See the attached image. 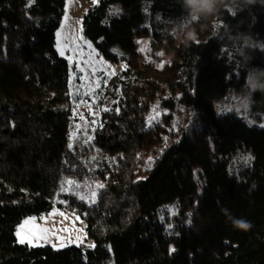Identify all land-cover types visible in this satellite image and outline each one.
<instances>
[{
  "label": "trees",
  "instance_id": "16d2710c",
  "mask_svg": "<svg viewBox=\"0 0 264 264\" xmlns=\"http://www.w3.org/2000/svg\"><path fill=\"white\" fill-rule=\"evenodd\" d=\"M66 3L0 0V264H264V128L213 115L251 68L264 84V49L244 44L264 42V0H219L195 21L183 0H99L84 34L112 60L129 51L133 80L79 146L55 47ZM150 26L160 65L137 51ZM253 99L264 111V90ZM156 103L167 121L149 120ZM55 204L86 220L94 248L18 242L17 224Z\"/></svg>",
  "mask_w": 264,
  "mask_h": 264
},
{
  "label": "rangeland",
  "instance_id": "374dc122",
  "mask_svg": "<svg viewBox=\"0 0 264 264\" xmlns=\"http://www.w3.org/2000/svg\"><path fill=\"white\" fill-rule=\"evenodd\" d=\"M98 3L99 0H67L56 31V50L69 65V88L75 117L72 138L73 145L76 143L78 146L86 138L93 137L95 129L101 125L103 114L116 106L122 95L124 81L133 80L130 63L132 55L129 51L118 45L113 46L111 51L118 59L112 60L84 34V16ZM110 11L116 15L124 13L122 3L111 4ZM154 38V28L150 26L149 33L138 39L137 51L142 60H151L160 65L168 57L159 50L160 45H153ZM251 42H246V38L244 40L247 46L264 49L260 46L264 45L261 39L251 38ZM253 84H257L256 67L249 70L244 89L238 90L232 85L231 90L214 101L213 115L219 117L224 113L234 112L248 123L264 128V111L253 107L254 89L250 87ZM167 116V108L156 103L149 120L165 122ZM186 125L187 123L183 124ZM249 155L245 151L237 157L232 168L248 163ZM25 221L29 223L25 224ZM16 237L18 242L24 239V243L32 246H51L55 249L75 246L87 250L95 247L94 239L88 233L86 220L78 212L59 204H55L47 213L23 218L16 226Z\"/></svg>",
  "mask_w": 264,
  "mask_h": 264
},
{
  "label": "clouds",
  "instance_id": "9594fccd",
  "mask_svg": "<svg viewBox=\"0 0 264 264\" xmlns=\"http://www.w3.org/2000/svg\"><path fill=\"white\" fill-rule=\"evenodd\" d=\"M219 0H183V7L187 11L191 20H199L200 18H207L217 9ZM246 42H251V38H246ZM264 47V45H260ZM252 89L264 90V84H253Z\"/></svg>",
  "mask_w": 264,
  "mask_h": 264
},
{
  "label": "snow or ice",
  "instance_id": "6c2138e0",
  "mask_svg": "<svg viewBox=\"0 0 264 264\" xmlns=\"http://www.w3.org/2000/svg\"><path fill=\"white\" fill-rule=\"evenodd\" d=\"M69 183H72V182H69ZM94 195V194H93ZM27 223H29V221H25V224H27ZM18 235H19V233H18ZM25 242V240L24 239H21L20 240V243H24Z\"/></svg>",
  "mask_w": 264,
  "mask_h": 264
}]
</instances>
